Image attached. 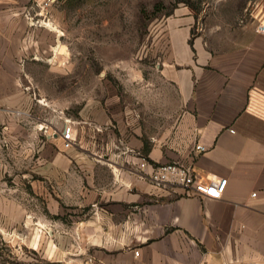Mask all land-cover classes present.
I'll return each instance as SVG.
<instances>
[{"label": "crops", "instance_id": "crops-1", "mask_svg": "<svg viewBox=\"0 0 264 264\" xmlns=\"http://www.w3.org/2000/svg\"><path fill=\"white\" fill-rule=\"evenodd\" d=\"M31 1L0 0L7 127L15 108L28 104L18 70ZM195 22L180 10L163 20L159 75L144 78L132 97L115 95L54 128L49 114L29 115L40 122L24 144L29 174L38 169L47 193L55 183L78 211L61 231V242L75 243L66 254L78 264H264V134L257 132L264 130V35L244 25L234 41L215 46L194 32ZM64 128L75 140L68 149ZM143 157L185 164L205 181L225 177L226 190L212 199L158 186L138 173Z\"/></svg>", "mask_w": 264, "mask_h": 264}, {"label": "rangeland", "instance_id": "rangeland-1", "mask_svg": "<svg viewBox=\"0 0 264 264\" xmlns=\"http://www.w3.org/2000/svg\"><path fill=\"white\" fill-rule=\"evenodd\" d=\"M46 1L23 11L31 35L18 85L28 104L10 114L9 127L0 123V264H78L66 254L75 243L61 242L62 223L71 224L78 211L62 202L55 183L47 193L38 169L29 174L24 144L40 125L31 113L49 114L54 128L115 95L132 97L144 78L159 75L163 51L156 42L163 20L177 10L193 14L194 32L215 46L264 15V0Z\"/></svg>", "mask_w": 264, "mask_h": 264}, {"label": "built area", "instance_id": "built-area-1", "mask_svg": "<svg viewBox=\"0 0 264 264\" xmlns=\"http://www.w3.org/2000/svg\"><path fill=\"white\" fill-rule=\"evenodd\" d=\"M54 0H47L50 3ZM255 30L264 35V15L257 21ZM233 131H235L233 129ZM62 145L65 149L71 148L75 145V140L70 128L63 129ZM196 149L205 151L206 146L197 144ZM138 173L149 178L154 184L158 186L173 185L182 186L187 194L199 195L209 197L212 199H219L226 190L228 179L221 177L219 179H212L205 181L192 167L179 162L167 163H153L148 161L145 157L139 163ZM139 255L140 251H135Z\"/></svg>", "mask_w": 264, "mask_h": 264}]
</instances>
